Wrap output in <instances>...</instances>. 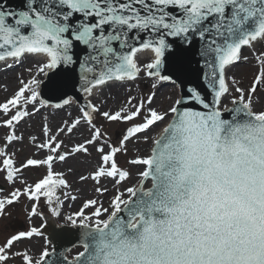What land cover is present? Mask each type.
<instances>
[{
  "label": "snow or ice",
  "instance_id": "6c2138e0",
  "mask_svg": "<svg viewBox=\"0 0 264 264\" xmlns=\"http://www.w3.org/2000/svg\"><path fill=\"white\" fill-rule=\"evenodd\" d=\"M177 41L183 53L199 44L206 90L189 88L164 110L152 106L155 91L146 98L129 94L115 110L105 109V100L87 99L79 115L69 112L55 128L44 116L41 136L29 138L33 156L18 163L8 150L23 142L18 128L26 119L75 102L50 105L41 93L42 76L79 64L86 98L112 85L131 93L127 85L142 73L154 78L151 88L157 89L175 83L162 69L166 58L180 60ZM81 45L82 59L75 52ZM245 51L258 68L248 87L228 74L249 61ZM146 52L151 60L141 63L138 54ZM29 55L41 59L0 101V128L7 130L0 174L13 185L0 195V219L24 200L30 221L43 218L42 197L51 215L61 217L65 201L79 197L67 179L73 170L55 166L94 150L97 164L79 181L93 182L97 195L64 216L66 225L80 230L83 250L71 260L62 256L59 264H264V0H26L18 13L0 6V62L12 69ZM98 117L129 126L113 141ZM82 129L89 135L76 141ZM141 142L149 145L145 154ZM130 144L137 147L127 158ZM119 156L127 158V167ZM28 169L44 174L29 183ZM42 227L0 243V264L17 258L21 264H58L51 259L55 249L43 247L38 255L17 249L43 237Z\"/></svg>",
  "mask_w": 264,
  "mask_h": 264
},
{
  "label": "rangeland",
  "instance_id": "374dc122",
  "mask_svg": "<svg viewBox=\"0 0 264 264\" xmlns=\"http://www.w3.org/2000/svg\"><path fill=\"white\" fill-rule=\"evenodd\" d=\"M244 55L250 57L249 61L246 63H240L237 66L233 67L229 71L230 76H235L239 81H241V86L248 87L254 78V75L258 71V68L255 64L254 59L251 58V54L248 51L244 52ZM151 58L144 61V63L150 62ZM40 60L36 58V56H27L23 59L22 64L14 65L12 69H6L4 63L0 65V101H3L7 96L11 95V93L16 90L18 87V79L22 77H27V69L29 67L35 68L36 64ZM11 63V61L9 62ZM143 63V62H141ZM45 77H41L43 80ZM154 78H149L141 74V77L135 81L131 82L127 85L132 89L131 93H128L124 86L116 85L112 91L102 95V100L107 101L104 104V108H111L114 107L118 108L126 99L127 95H135L138 97L146 98L151 92L155 91L156 96L153 102V107H158L161 110L166 109L173 100L179 98L181 96L180 88L177 84H166L162 82L157 89H152L151 84ZM163 93V96L159 97L160 91ZM171 98V99H169ZM73 99V98H72ZM74 100V99H73ZM75 102L70 106H66L62 110H56L54 108H48L46 110H42V112L32 118L26 119L19 128L18 134H22L24 136V140L21 143H17L14 146L10 147L8 150L10 152L16 153V159L19 162L23 161L24 159L33 156L35 153V148L30 142V137L32 135H36L38 137L41 136V128L44 121V116H48V123L51 127L55 128L63 119H69L68 113H72V117L79 115V109L81 105L74 100ZM261 102L264 103V91L261 92ZM228 106L230 103L225 101ZM67 108V109H66ZM98 126H102L103 130L112 138L113 141H117L120 134L123 133L124 129L128 127L127 124H120V123H109L106 122L103 118L98 117L96 120ZM7 130L0 128V146H3V138L6 134ZM80 133H77L76 137L74 138L76 141H80L86 138L89 133L82 129ZM66 143H71L66 139ZM136 145L130 144L129 145V157L135 154ZM149 145H145L142 142L139 145L141 150V154H145ZM43 153L37 154V158H43ZM126 157L119 156V162L122 166L127 167L126 164ZM99 159V154H97L94 150H92L91 156H78L72 159H69L66 163L60 164L57 163L56 170L57 171H65L71 168L73 171L67 173V179L70 184H72V193L77 195L79 198L76 201L66 200L64 208L62 209L61 217H54L56 223L59 226H66L64 216L71 214L72 212L79 209L82 201L86 198H91L97 195L94 191L93 182L89 181L87 183H81L79 181V176L81 174H88L90 171L94 170L95 165ZM135 173V169L132 170ZM44 174V169H28L25 171L24 176L29 183H34L38 179H40ZM129 183H132L130 181ZM103 185L107 186L111 189V181L105 180L103 181ZM20 185L17 184L16 187ZM0 195H5L8 192L13 190V185L9 184L3 174H0ZM63 199V196L61 195ZM105 206L108 203V194L106 193L103 197ZM28 202L26 200L22 201L20 204H17L9 209V215L6 218L0 219V243H3L6 238L10 235L15 234L20 230H27L30 226H37L40 227L43 225L42 229L45 227V220L42 217H33L31 221L28 219L27 212L25 211ZM41 211L44 212V215H51V213L47 210L44 205V198H41ZM21 222L25 225L23 228H14L18 225V222ZM70 226V225H67ZM47 239L46 236L43 237H36L31 240H24L22 243L17 245L18 250H23L25 248L30 249L33 255H38L39 251L43 247H48L51 251L54 249L53 244L46 243ZM82 247L79 244L74 245L68 252L67 256L73 258L77 252L82 251ZM12 264H21V261L17 258L12 261Z\"/></svg>",
  "mask_w": 264,
  "mask_h": 264
},
{
  "label": "water",
  "instance_id": "95a60500",
  "mask_svg": "<svg viewBox=\"0 0 264 264\" xmlns=\"http://www.w3.org/2000/svg\"><path fill=\"white\" fill-rule=\"evenodd\" d=\"M0 6L5 10L18 13L26 10V0H0ZM173 47L180 52V60L176 62L171 58H166L162 74L172 76L175 81L174 84H177L180 88L181 95H183L187 89L198 85L206 90V84L203 79V74L206 70L203 68V62L199 56V44L197 43L196 48L191 53H183L181 50L182 45H180L179 41H177ZM75 52L81 59L86 54L82 45L78 46ZM79 76V64L72 66L71 69L62 67L53 70L48 77L42 80L43 86L41 88V93L43 98L49 100L50 105L62 103L63 99L66 98H73L83 106L87 98L80 91ZM165 83L172 84L169 82ZM43 219L45 220V227L42 231L47 241L53 244L56 252V255L51 257V259L58 261L59 264L62 260V256H67V252L74 245H80V230L67 225L59 226L52 215H44ZM23 227H25V225L22 221H19L18 225L14 228ZM68 259L71 260L69 257Z\"/></svg>",
  "mask_w": 264,
  "mask_h": 264
},
{
  "label": "bare ground",
  "instance_id": "6f19581e",
  "mask_svg": "<svg viewBox=\"0 0 264 264\" xmlns=\"http://www.w3.org/2000/svg\"><path fill=\"white\" fill-rule=\"evenodd\" d=\"M138 55H139L140 62H143V63H144V61H146V60H148V59H150L152 57V54L148 53V52L143 53V54H138ZM36 58L39 59V60L41 59L40 57H36ZM3 63L4 62H1L0 65L3 64ZM115 86L116 85H112V86H110L108 88H105L101 95H98V96H95V97H92V98H87V99H92L94 103H99L102 100V95H105L108 92L110 93ZM159 91H160L159 97L163 96L164 92H162L161 90H159ZM115 109H116V107H114L113 110H115Z\"/></svg>",
  "mask_w": 264,
  "mask_h": 264
}]
</instances>
